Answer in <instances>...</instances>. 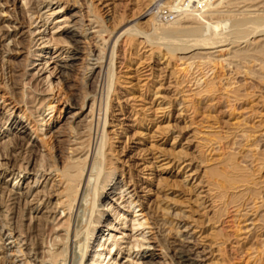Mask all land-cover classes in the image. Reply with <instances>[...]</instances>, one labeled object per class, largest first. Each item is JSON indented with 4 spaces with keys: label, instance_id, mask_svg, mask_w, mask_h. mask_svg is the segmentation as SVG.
Wrapping results in <instances>:
<instances>
[{
    "label": "rangeland",
    "instance_id": "374dc122",
    "mask_svg": "<svg viewBox=\"0 0 264 264\" xmlns=\"http://www.w3.org/2000/svg\"><path fill=\"white\" fill-rule=\"evenodd\" d=\"M153 1L52 0L38 7L48 15L43 26L28 0H0V36L9 33L1 44L12 49L0 54V152L22 137L14 164L27 167L9 175L0 153V264L11 263L4 259L9 243L28 264H52L68 214L59 205L65 184L54 159L60 168L70 165L71 141L96 152L93 168L86 165L92 189L111 179L83 264L101 244L114 243L103 264H181L180 245L198 264H264V0H191L171 24L147 22ZM196 26L206 28L204 36L189 32ZM163 27L180 32L166 35ZM51 38H60L61 57H51ZM77 50L68 69L52 72V61ZM252 51L259 55L241 57ZM29 89L53 108L31 102ZM104 150L113 162L106 170ZM109 167L114 178H107ZM118 182L127 184L123 200L107 196ZM142 211L158 214L159 224L134 226ZM78 249L68 252L80 256Z\"/></svg>",
    "mask_w": 264,
    "mask_h": 264
},
{
    "label": "bare ground",
    "instance_id": "6f19581e",
    "mask_svg": "<svg viewBox=\"0 0 264 264\" xmlns=\"http://www.w3.org/2000/svg\"><path fill=\"white\" fill-rule=\"evenodd\" d=\"M220 1V0H219ZM252 1V0H251ZM171 3L174 2V0L170 1ZM46 3V6L45 7H50L51 4H52V0L51 1H47V0H28L27 4L30 5V8L34 9V13L37 14V19L39 18H43V21H44V24L43 26H45L48 22V19L46 18L48 15H46L45 17H43L42 15L39 14V10H38V7L41 5V4H44ZM263 3V2H262ZM194 7V6H193ZM53 10V8H51ZM53 13L56 12V10H53L52 11ZM247 18V17H246ZM22 20V19H21ZM149 20H153V21H156L157 23L158 22V19L153 15V18L151 17L150 19L147 20V22ZM251 20V19H250ZM234 21V20H233ZM35 22V21H34ZM174 22V21H173ZM230 22V21H229ZM172 22H170L171 24ZM160 24H162V22H160ZM166 24V23H164ZM191 24V23H190ZM229 24V23H227ZM226 24V25H227ZM231 24V22H230ZM262 25V24H261ZM236 26V25H235ZM239 26V24L237 25ZM61 26H58V29L60 28ZM136 27V26H135ZM141 27V26H140ZM246 27V26H245ZM54 28V27H53ZM137 28H139L138 26L135 28L136 31L135 33L137 32ZM159 27H157L158 29ZM163 32L164 34L166 35H172L171 33H178L180 32L179 30V27H170L168 29H166L165 27H163ZM132 29L129 28V29H126L125 32L127 31H130V33L132 32L131 31ZM204 30H206L205 27H202V26H199V27H195V28H192V31H189L191 33H194L196 35H202L204 36L203 32ZM264 30V29H263ZM0 31H2V29H0ZM139 31V30H138ZM80 32V31H79ZM134 32V30H133ZM54 33V32H53ZM129 33V32H128ZM242 33V31H241ZM40 34H44V31ZM9 37V33L7 32H3L2 35L0 36V45L3 46L2 50L0 51L1 53V56H2V59H4V54H6L7 52H10L12 49L10 48H7L5 47L4 43L1 44V39L3 38H7ZM45 37V36H44ZM52 37V35H51ZM192 38V37H191ZM53 40L56 41V43H54L53 45V49H55V51L53 52V56L51 57H61L65 51L61 52V50L63 49L62 47H59V43H58V39L60 38H51ZM50 39V41H51ZM205 44H209L207 43L208 41L203 39ZM46 41V40H45ZM45 41H43L42 43H44ZM219 42V41H218ZM20 43V41H19ZM22 43V42H21ZM20 43V44H21ZM33 43V42H32ZM41 43V44H42ZM40 44V45H41ZM8 46V45H7ZM64 47V46H63ZM184 47V46H183ZM262 47V46H261ZM48 48V47H47ZM45 48V49H47ZM264 48V47H262ZM68 49V48H67ZM182 49V48H181ZM251 49V48H250ZM252 50V49H251ZM264 50V49H263ZM46 51V50H45ZM61 52V53H60ZM264 53V51L262 50H259V53ZM235 53V52H234ZM239 53V52H238ZM241 53V52H240ZM239 53V54H240ZM77 54H78V50L77 52L73 53V54H70L65 60L64 59H57V60H54L52 61V63H54L53 67H52V72H56L58 69H59V72H62L64 69H68L70 67V65H68V61L70 59H76L77 58ZM166 54V53H165ZM257 51L256 52H249L247 53L246 55H243L241 56L243 59H248V56H251V58H255L256 55H257ZM259 55V54H258ZM163 56V55H162ZM239 56V55H238ZM165 57V56H164ZM236 57V56H235ZM260 57V56H259ZM167 58V57H166ZM238 58V57H237ZM240 58V57H239ZM255 60V59H254ZM260 60V59H258ZM49 63V59L46 60L45 62V65H47ZM264 63V62H263ZM94 69V65H91L89 63V67H88V71L91 72L92 70ZM52 75V73H51ZM49 78V77H48ZM47 78V79H48ZM13 79V78H12ZM50 82H48L49 84ZM53 83L50 84V86L48 87L49 90H54L55 87L51 88ZM208 84V83H207ZM212 84V83H211ZM12 85L13 87H15L14 85V82H12ZM210 85V83H209ZM209 89V88H208ZM211 90V89H210ZM25 93V92H24ZM23 93V96H25V94ZM38 93V92H37ZM28 94L30 95V99H31V102H34V101H39L40 102V107H42L43 109H46V108H53V105H52V101H48L46 102V98L44 97H38V94L35 95V93L29 89L28 90ZM236 95V94H235ZM29 98V97H28ZM91 100V99H90ZM95 99L92 101L91 105H90V108L91 110L90 111H93L96 109L95 108ZM47 106V107H46ZM39 109V107H38ZM42 109V110H43ZM43 115V114H41ZM100 116V115H99ZM107 117V116H106ZM42 121V126L44 125V122L46 121L45 118L43 117L41 119ZM99 121V124H100V120ZM46 125H47V121L45 122ZM107 123V120L105 118V121H104V126L106 125ZM82 136V135H81ZM18 138V137H17ZM22 137L18 138L17 141L14 143V146H12L11 148L6 145L3 146L5 147V151L3 152H0L1 153V156H2V160L3 162L1 163L3 167H5L4 169H6L5 171L6 172H9V175H14L16 174L17 170H19V172H22L23 169H27L26 166H19L17 168V166L14 164V161L17 160L18 158V155L20 154L19 151L22 149V144H21V140ZM72 139V138H70ZM74 140V139H73ZM71 141V140H70ZM75 141H78V140H75ZM71 141L70 144H69V150H68V158L69 159V163L70 165L67 166V164L64 166V167H59L58 164H57V159H54V166L57 168V170H60L61 173L60 175L62 176L61 179L63 178V184H65V194L64 196L66 197V199H62L61 197L59 198V205H61V207L63 208L64 211L68 210V214L66 215V219L62 222L61 225L65 224L64 226L67 225V229H66V234L64 235V238H61L63 243H61V247L58 249V251H54L55 253H53L51 256H52V261L51 263L52 264H56V263H59V264H83L84 263V258L86 257L87 253H88V249L90 247V241L92 239V237L94 236V233H95V228L93 227V224L94 222H98L100 223L101 222V219L103 218V214L104 212L103 211H98V209H96L98 207V203H99V200H100V197L101 195L105 192L106 190V187H107V181L110 182V180H107L106 177H105V180L103 181V187L100 188L98 187V182H96L95 186L93 187L92 189V186L89 185V176L88 175V171H86V165H90V163L92 164V168L93 166L95 165V161L97 160V155H96V152H90V150H85V147H77L78 145V142H73ZM8 144V143H6ZM80 145V144H79ZM82 145V144H81ZM92 146V145H91ZM106 146V143L104 142V148ZM88 147V146H87ZM102 147H103V144H102ZM101 148V147H100ZM99 148V149H100ZM103 149V148H102ZM109 149V148H108ZM106 150V149H105ZM104 150L101 151L103 152L104 154V164H105V167H103L105 170L106 168L111 165L112 160L111 158L109 159L108 158V152L106 153V151ZM1 151V150H0ZM94 151V149H93ZM83 153V155L85 156V158L83 160H79L78 158H80V155ZM98 153V152H97ZM102 153H100V156H101ZM79 156V157H78ZM112 156L114 157V155L112 154ZM78 160H76V158ZM115 158V157H114ZM82 159V158H81ZM101 160V158L99 159ZM51 169H52V166H50ZM50 169V170H51ZM54 169V168H53ZM56 170V171H57ZM92 171V169H91ZM115 170L112 169V167L110 168L109 167V175H107V178L112 176L111 178H114L115 176ZM99 176V175H98ZM100 177V176H99ZM97 177V179L99 178ZM101 178V177H100ZM99 178V179H100ZM96 179V180H97ZM238 180V179H237ZM62 182V181H61ZM62 184V185H63ZM116 184H118L117 186H115ZM115 185H113V187H115V189H113L112 191L110 192H107V196L110 194H113V195H116L118 194L119 195V198L118 199H124L126 197V194H124L128 189H124V187L127 185L126 183L123 184V185H120L122 184V182H118L116 183ZM93 185V184H92ZM111 187V188H113ZM0 189H1V193L3 194L4 191L2 192V189L4 188H1L0 186ZM55 189V188H54ZM63 189V190H64ZM103 189V190H102ZM119 190V191H117ZM13 190H11L12 192ZM89 192L86 196V206L84 207L83 211V216L80 215V213L78 212V207L80 206L79 204L82 205V201L80 202V200L82 199V197L85 196V193L86 192ZM10 192V193H11ZM131 192H129L128 194H130ZM52 194V193H51ZM22 196V194H19V196ZM63 195V194H62ZM136 195L137 196V193L135 194H132L131 195V198H133V196ZM4 197V196H3ZM17 197V198H18ZM39 197V196H38ZM36 198V197H35ZM0 199H2V195L0 196ZM43 198H39L38 201H37V208H35L37 211H41L44 207L41 208V206L43 205L42 202H43ZM84 201V200H83ZM127 201V200H125ZM124 201V202H125ZM140 199H138L137 197L132 199L131 201V204H134V203H137L139 202ZM57 203V202H56ZM55 203V204H56ZM2 204V202H0V205ZM58 204L55 205V206H59ZM79 205V206H78ZM110 205V204H108ZM48 207V206H47ZM46 207V208H47ZM82 208V206H81ZM110 208L111 210L113 211L115 208L113 207L112 208V204L110 205ZM167 208V207H165ZM34 209V208H33ZM57 210V207L55 208H52V209H46L45 210V213L47 214V217H50L53 213H54V210ZM107 210V209H106ZM167 210V209H166ZM82 211V212H83ZM108 211V210H107ZM168 211V210H167ZM166 211V212H167ZM164 214H166L164 212ZM121 215V214H119ZM140 215H143V217L141 219H137L136 216L133 217L132 221L134 222L133 225L134 226H145L146 224L148 225V227L146 228H151L152 225H158L159 224V215L158 214H153V215H149V213H145V211H142V213ZM123 216V215H121ZM46 217V218H47ZM52 218V217H51ZM144 219L146 222L144 223V221L142 220ZM63 220V219H62ZM61 220V221H62ZM138 223H135L137 222ZM171 221V220H170ZM173 222V221H172ZM5 227V226H4ZM3 227V229H4ZM109 227V226H108ZM111 227V226H110ZM111 229H114V227H111ZM174 229V228H173ZM172 229V230H173ZM117 230V228L115 229ZM2 231V230H1ZM5 232V230H3V233ZM144 230L141 232V235H143V237L145 236L144 235ZM82 235V236H81ZM113 237H117L116 235H114ZM67 241V242H66ZM159 241V240H157ZM115 244V243H114ZM114 244L111 246V247H105V244H101V247H99L97 250H96V255L93 256V261L91 264H103L107 258V255L104 251H108L107 254H111L112 250L114 249ZM185 244V243H184ZM60 245V243H59ZM75 246H79V251H80V256L78 255L77 251H75V253H72V252H68V249L71 250L72 248H74ZM136 246H140L139 244H137ZM16 245H13L11 243H9L5 248H4V251L6 252V255L4 256V259H9L11 261L10 264H28V262L25 260V257L22 258V259H19L21 256H23L22 254V250L20 248H15ZM132 249L134 248H131L128 250V253L129 255L128 256H132ZM145 249H148V248H145ZM39 250V249H38ZM145 251V250H144ZM177 251V250H176ZM37 253H39L40 255V251H38ZM72 253V254H70ZM134 253V252H133ZM154 254H150V256H153ZM177 258L179 259V262L181 264H198V260H196L194 257H192V253H191V250L189 251L188 248L185 246V245H180V248L178 249V253H177ZM77 259V260H76ZM51 260V259H50ZM110 262V260L108 261V263ZM9 264V263H8ZM142 264H156L154 262H150V260H147L145 262H142Z\"/></svg>",
    "mask_w": 264,
    "mask_h": 264
},
{
    "label": "built area",
    "instance_id": "2783aa9c",
    "mask_svg": "<svg viewBox=\"0 0 264 264\" xmlns=\"http://www.w3.org/2000/svg\"><path fill=\"white\" fill-rule=\"evenodd\" d=\"M191 0H175L173 4L170 0H154L146 10L149 15H154L162 23L175 21L179 14L188 11Z\"/></svg>",
    "mask_w": 264,
    "mask_h": 264
}]
</instances>
